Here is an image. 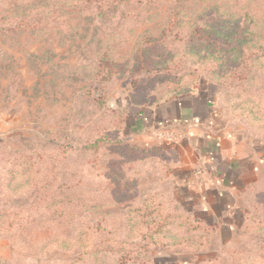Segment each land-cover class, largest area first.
Listing matches in <instances>:
<instances>
[{
  "label": "rangeland",
  "instance_id": "rangeland-1",
  "mask_svg": "<svg viewBox=\"0 0 264 264\" xmlns=\"http://www.w3.org/2000/svg\"><path fill=\"white\" fill-rule=\"evenodd\" d=\"M199 88L264 139V0H0L4 264H264L262 229L179 225L167 155L122 139L126 111ZM148 191L171 222L150 238L125 210Z\"/></svg>",
  "mask_w": 264,
  "mask_h": 264
},
{
  "label": "crops",
  "instance_id": "crops-1",
  "mask_svg": "<svg viewBox=\"0 0 264 264\" xmlns=\"http://www.w3.org/2000/svg\"><path fill=\"white\" fill-rule=\"evenodd\" d=\"M135 109L127 115L122 139L162 147L164 182L180 210L214 227L219 243L234 242L242 214L264 211V139L225 118L202 88L171 90ZM3 248L0 239V264Z\"/></svg>",
  "mask_w": 264,
  "mask_h": 264
},
{
  "label": "trees",
  "instance_id": "trees-1",
  "mask_svg": "<svg viewBox=\"0 0 264 264\" xmlns=\"http://www.w3.org/2000/svg\"><path fill=\"white\" fill-rule=\"evenodd\" d=\"M188 91H192V90H188ZM173 92H187V91L173 90ZM146 106H148V105H146ZM130 107H131V105H130ZM116 109H114V110H116ZM110 110H113V109H110ZM116 111H118V110H116ZM126 118H127V111L125 112V115L122 118V120H124V123H125ZM125 143H128L127 146L130 148L131 153L132 152L141 153V160L140 161L143 163L145 161H149L147 159L152 158L153 153L155 155H159V156H161V153H163L162 147L157 146V145H152V144L136 145L134 143H129L127 141H125ZM103 177L107 179L110 176L108 174H104ZM126 177H128V179H129V177H130L129 174H127ZM111 178H115V175L111 174ZM126 180H127V178H126ZM124 183L126 184L127 182L125 181ZM152 193H154V192H151V194ZM149 194H150V191L144 192L143 196L139 197L138 200L137 199L136 200H130V202H128L125 206L126 207L125 210L127 213L126 215L128 218L131 216L132 213H135V212L138 213L139 212L141 216H144V220L148 221L147 222L148 224H150V225L155 224L156 225L155 228H153L152 230L150 229V231H148V233L146 234V236H148V237H146V238H150V236H154L155 234H159V233L163 235L166 227L171 226V222L169 223V221H166L165 219H167V218L163 215H162V217L159 218V220H161L160 222H155V221H153L152 218H148V216H151L155 212L154 210H157V209H155V207H160V205H161V203L158 204L159 202L155 201L154 204H156V206H154L153 200L155 198ZM168 196H169L168 203H170L172 206V208H170V209L168 208V210H169V212L172 211L173 215L176 216L175 220H179V223H178L179 225L182 223L187 224L190 227V230L192 231L191 233H196V232H198V230H201V231L204 230L208 233V235H211L214 233V231H215L214 227H207L201 220H199L196 217V215H192L190 213H186V212H183L182 210H180L179 205L172 199V197L169 195V193H168ZM139 203L141 204L140 206L138 205ZM162 209L163 208H158V210L161 213H162V211H161ZM244 213L246 214L245 220H244ZM244 213L242 214L243 215V222L239 228V232H240V233H238L239 235L243 234L244 231L246 230V228L250 229V228L255 227V228L264 230V223H263L264 221H262V220H264V216L256 215V213H254L253 211H248V210H246ZM186 242L193 243L192 241H189V240H186ZM261 242H260V244H261ZM255 249H260V248L257 247Z\"/></svg>",
  "mask_w": 264,
  "mask_h": 264
},
{
  "label": "built area",
  "instance_id": "built-area-1",
  "mask_svg": "<svg viewBox=\"0 0 264 264\" xmlns=\"http://www.w3.org/2000/svg\"><path fill=\"white\" fill-rule=\"evenodd\" d=\"M198 174H200L201 172L200 171H197Z\"/></svg>",
  "mask_w": 264,
  "mask_h": 264
}]
</instances>
